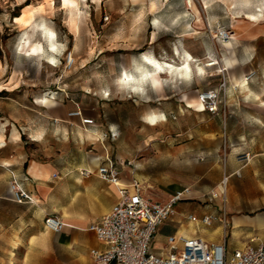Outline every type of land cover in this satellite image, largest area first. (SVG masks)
Listing matches in <instances>:
<instances>
[{
  "label": "rangeland",
  "instance_id": "1",
  "mask_svg": "<svg viewBox=\"0 0 264 264\" xmlns=\"http://www.w3.org/2000/svg\"><path fill=\"white\" fill-rule=\"evenodd\" d=\"M75 2L0 0V124L22 125L27 156L60 168L110 159L147 194L188 188L178 205L198 217L201 208L217 212L221 199L229 217L264 212V0ZM23 12L28 27L14 21ZM188 56L190 75L162 76L158 91L142 75L147 58L182 67ZM210 90L218 92L213 112L200 99ZM150 112L164 120L151 126ZM5 132L0 125V138ZM39 255L25 238L0 237V264H44Z\"/></svg>",
  "mask_w": 264,
  "mask_h": 264
},
{
  "label": "crops",
  "instance_id": "2",
  "mask_svg": "<svg viewBox=\"0 0 264 264\" xmlns=\"http://www.w3.org/2000/svg\"><path fill=\"white\" fill-rule=\"evenodd\" d=\"M186 60L189 63L192 58L190 56L184 58V65L179 67L169 63L164 66L165 64L161 65L149 58L150 68L146 76H149L154 89L160 90L162 76L188 77L190 71L185 72ZM247 63L248 61L244 65ZM139 68L142 69L143 64L139 65ZM202 70L200 65L194 67L195 73ZM152 73H159L157 84L152 81ZM242 86L246 87V85ZM196 106L199 110H203L199 107V102ZM148 118L151 126L164 120L156 112H150ZM13 120L12 122L7 120V124H0L4 130L6 129L5 134L0 138L2 143L0 147V237L2 239L5 237L7 244L10 236L18 242H22L25 238L27 243L33 245L35 251L40 252L39 257L44 259V264H93L90 251L102 250L104 245L88 228L108 213L116 203L119 186L101 180L96 174L97 167L104 162L90 166V163L82 159L60 168L56 167L52 160L27 156L21 140L22 125ZM11 127L16 128L14 132ZM81 170H90L92 173L85 177L80 173ZM122 172L119 183L127 185L131 177L122 176ZM137 179L142 184L143 194L151 201L158 203L166 202L175 192L185 189L166 187L147 194L142 181ZM13 180L32 195L34 200L32 204H17L11 200L9 184ZM190 194L183 201L189 200ZM210 194L211 199L221 197V193L211 192ZM11 208L15 210V213H10ZM195 209L187 204H177L173 217L158 228L152 249L156 252L162 251L167 239L176 234L187 238H201L208 243H220L227 231L225 244L228 255L236 249H242L249 244L256 245L264 240V212L251 216L233 214L229 217L225 213L223 199L220 200V206L217 208V212L220 213L201 208L202 215L198 217L193 214ZM189 215L196 217V221L189 220ZM206 215L214 217L210 226L204 225L201 221ZM48 216H56L62 222L58 232L45 228L44 221ZM35 258L38 259V255Z\"/></svg>",
  "mask_w": 264,
  "mask_h": 264
},
{
  "label": "built area",
  "instance_id": "3",
  "mask_svg": "<svg viewBox=\"0 0 264 264\" xmlns=\"http://www.w3.org/2000/svg\"><path fill=\"white\" fill-rule=\"evenodd\" d=\"M218 34L221 39H231L225 31H219ZM200 99L208 104L209 111L216 110L218 92L205 91L200 94ZM70 115L81 114L72 112ZM82 123L93 125L94 122L83 118ZM121 165L109 159L96 169L101 180L119 186V191L118 200L110 211L88 228L104 245L102 250L90 251L93 264H264V240L256 245L249 244L236 249L228 255L226 235L220 243H208L201 238H187L176 234L167 239L162 251H154L152 243L158 228L173 217L176 205L186 199L190 190L185 188L177 191L164 203L151 201L143 194L142 184L134 176H131L127 185L119 183ZM127 165L132 163L128 161ZM80 173L88 177L92 172L81 170ZM130 173L133 174L132 170ZM226 181L222 183L226 185ZM9 192L11 200L17 204L34 202L32 195L20 187L16 180L10 182ZM188 218L196 221V217L192 215ZM213 220L214 217L210 215L201 219L206 226H210ZM44 225L46 229L58 232L62 222L56 216H48Z\"/></svg>",
  "mask_w": 264,
  "mask_h": 264
},
{
  "label": "bare ground",
  "instance_id": "4",
  "mask_svg": "<svg viewBox=\"0 0 264 264\" xmlns=\"http://www.w3.org/2000/svg\"><path fill=\"white\" fill-rule=\"evenodd\" d=\"M64 5L65 6H67L68 8H70V9H72V8H75V7H77V4H76V2H75V0H64ZM24 14H25V12H23V14L22 15H20V16H17V17H15L14 18V21L15 22H20V21H22L23 20V16H24ZM30 22L31 21H29V20H23V24L26 26V27H28V26H30L31 24H30ZM27 29V28H26ZM45 31H47V37H46V39H47V41H48V43H49V46H50V50L53 52V51H56V41L54 40V33H53V31H51V30H45ZM30 45V43H29V41H28V37H26L24 40H23V42H22V47H25V46H29ZM227 45H228V43H227ZM19 49V48H18ZM152 60V59H151ZM51 61L52 62H55V58L54 57H52L51 58ZM147 61H149V58H147ZM215 63H209L208 64V66H212V65H214ZM143 69H146V67L143 65ZM167 70V69H166ZM168 71V70H167ZM190 71V65H189V63H188V61L186 60V62H185V72H189ZM159 72V71H158ZM165 73H167L166 71H164ZM144 73H145V75L142 73V75L145 77L146 75H148L149 74V70H145L144 71ZM158 76H159V73H152L151 74V77H152V81L155 83V84H157V79H158ZM133 80V78H132V76H130V75H128L127 73H124V81L125 82H130V81H132ZM124 82V83H125ZM134 82V81H133ZM246 82V81H245ZM244 81L242 82V85H245L246 83H245ZM128 84V83H127ZM135 87V86H134ZM136 90H138V89H136ZM46 102H48V100H46ZM198 102H199V107H202L203 106V104H202V102L200 101V100H198ZM226 178L227 177H225L224 178V180H223V183L226 181Z\"/></svg>",
  "mask_w": 264,
  "mask_h": 264
},
{
  "label": "trees",
  "instance_id": "5",
  "mask_svg": "<svg viewBox=\"0 0 264 264\" xmlns=\"http://www.w3.org/2000/svg\"><path fill=\"white\" fill-rule=\"evenodd\" d=\"M14 17H17V16H14Z\"/></svg>",
  "mask_w": 264,
  "mask_h": 264
}]
</instances>
